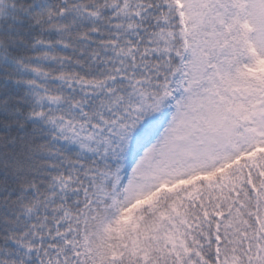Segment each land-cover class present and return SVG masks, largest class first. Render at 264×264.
I'll use <instances>...</instances> for the list:
<instances>
[{
  "label": "snow or ice",
  "instance_id": "snow-or-ice-1",
  "mask_svg": "<svg viewBox=\"0 0 264 264\" xmlns=\"http://www.w3.org/2000/svg\"><path fill=\"white\" fill-rule=\"evenodd\" d=\"M0 264H264V0H0Z\"/></svg>",
  "mask_w": 264,
  "mask_h": 264
}]
</instances>
